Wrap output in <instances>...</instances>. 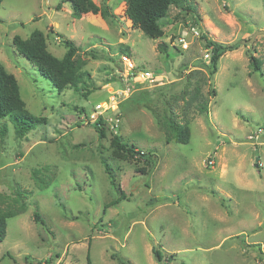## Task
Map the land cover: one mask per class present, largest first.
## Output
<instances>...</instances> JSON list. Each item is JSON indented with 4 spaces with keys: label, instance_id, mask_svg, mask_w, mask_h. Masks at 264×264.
Segmentation results:
<instances>
[{
    "label": "rangeland",
    "instance_id": "374dc122",
    "mask_svg": "<svg viewBox=\"0 0 264 264\" xmlns=\"http://www.w3.org/2000/svg\"><path fill=\"white\" fill-rule=\"evenodd\" d=\"M94 1L114 17L76 18L70 0L0 5V63L46 119L23 138L3 119L0 208H27L8 220L0 264H264V0H186L160 38L133 26L127 0ZM36 29L59 58L63 39L78 47L88 74L77 88L55 87L16 50L14 36ZM204 35L238 46L213 76ZM144 71L155 81L134 79ZM170 119L190 125L188 143L176 142Z\"/></svg>",
    "mask_w": 264,
    "mask_h": 264
},
{
    "label": "trees",
    "instance_id": "16d2710c",
    "mask_svg": "<svg viewBox=\"0 0 264 264\" xmlns=\"http://www.w3.org/2000/svg\"><path fill=\"white\" fill-rule=\"evenodd\" d=\"M3 0H0V5ZM74 7V16L81 18L84 14L92 12L101 14L106 18H113L110 6H100L94 0H70ZM186 0H127L126 15L132 21L133 26L142 30L151 38H160L165 34L162 20L167 17L172 6L183 5ZM207 42V47L212 50L208 66L210 76H213L218 71L220 58L228 51L236 49L237 45H227L224 43L213 41L204 35ZM14 45L16 50L29 59L41 74L48 78L55 87L63 89L71 85L77 88L78 84L83 80L86 71H83L84 60L77 56L78 47L70 39H63L62 43L67 47V51L62 58L55 56L48 49L47 36L42 30L36 29L27 38L21 35L14 36ZM163 49L167 48L165 43L161 44ZM251 64L255 71H262L263 64L260 59L251 54ZM212 94H216L213 89ZM199 88L194 93L193 98L197 100V109L201 114L209 112V102L205 99H199ZM26 102L23 99L20 91V86L16 76L9 72L3 63H0V140H3L8 133V127L3 124V119L10 117L15 126V135L17 138H23L27 132L33 128L36 123L46 122L43 117L37 118L26 107ZM103 118L94 122V126L100 136L106 135L105 129L101 126ZM173 136L176 142L188 143L191 139V127L189 124L180 123L174 119H170ZM115 140L118 142L120 149L130 153H137L134 146L120 142V137L115 135ZM105 169L109 173L112 181L115 182V175L112 172L110 165L104 160ZM214 193V192H213ZM27 208L26 204H22L18 211L0 208V242L3 241L7 234V226L9 218L23 213ZM35 220L37 223L45 224L43 216L37 211L35 212ZM158 259L162 262V254L159 250L155 251ZM88 264H92L88 258ZM125 264H133L130 261ZM165 264V263H162Z\"/></svg>",
    "mask_w": 264,
    "mask_h": 264
},
{
    "label": "built area",
    "instance_id": "2783aa9c",
    "mask_svg": "<svg viewBox=\"0 0 264 264\" xmlns=\"http://www.w3.org/2000/svg\"><path fill=\"white\" fill-rule=\"evenodd\" d=\"M193 30L196 31V29H195L194 27H193ZM195 33H196V34H199L198 31H196ZM210 55H211V54H210L209 52H207V53L205 54V58H207V59L210 58ZM139 75L143 76V77L146 78V79H149L150 82H154V81H155L153 75H152L151 72H149V71H146V72L144 71V72H142L141 74H137V75H135V76H134V79L137 78ZM91 116H92V118L95 120L94 122H96V120H97L101 115H99L98 118H97V115H96V114H92ZM260 132H262V128L259 129V133H260ZM256 136H258L257 133H255V134H254L253 136H251V137H254V138H255Z\"/></svg>",
    "mask_w": 264,
    "mask_h": 264
},
{
    "label": "water",
    "instance_id": "95a60500",
    "mask_svg": "<svg viewBox=\"0 0 264 264\" xmlns=\"http://www.w3.org/2000/svg\"><path fill=\"white\" fill-rule=\"evenodd\" d=\"M253 39H250V41H252ZM247 42V41H246ZM257 161H258V159H257ZM256 165H258V163H256Z\"/></svg>",
    "mask_w": 264,
    "mask_h": 264
}]
</instances>
